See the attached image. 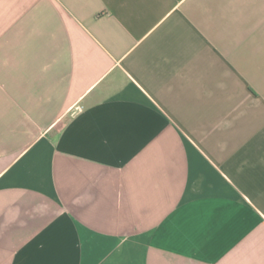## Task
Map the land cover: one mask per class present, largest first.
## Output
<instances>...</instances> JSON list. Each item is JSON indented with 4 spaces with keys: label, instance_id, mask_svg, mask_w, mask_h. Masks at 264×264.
Returning a JSON list of instances; mask_svg holds the SVG:
<instances>
[{
    "label": "crops",
    "instance_id": "obj_1",
    "mask_svg": "<svg viewBox=\"0 0 264 264\" xmlns=\"http://www.w3.org/2000/svg\"><path fill=\"white\" fill-rule=\"evenodd\" d=\"M0 264H264V0H0Z\"/></svg>",
    "mask_w": 264,
    "mask_h": 264
}]
</instances>
